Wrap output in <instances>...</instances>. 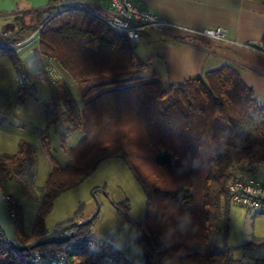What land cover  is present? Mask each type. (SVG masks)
<instances>
[{
    "label": "trees",
    "instance_id": "1",
    "mask_svg": "<svg viewBox=\"0 0 264 264\" xmlns=\"http://www.w3.org/2000/svg\"><path fill=\"white\" fill-rule=\"evenodd\" d=\"M88 8L72 4L39 11L33 26L21 25L11 35L0 37V57H7L15 67L22 98L30 85L23 83L19 70L23 60L11 46L20 44L26 34L36 35L40 59L55 62L82 92L80 104L72 100L63 107L54 100L43 104L51 122L72 121L82 136L74 147H62L67 164L52 166L27 230L22 206L2 184L18 180L25 194L37 200L32 183L24 178L34 155L22 143L15 154L0 156V191L4 197L10 196L18 244L27 245L45 235V221L55 200L83 182L101 162L118 158L133 173L147 199L145 216L139 222L128 217V201L113 204L137 233L145 258L142 264H264V259L243 263L234 258L242 248L264 247V238L254 237L234 247L228 244L226 229L222 246L214 240L219 219L229 222V187L236 176L242 170L250 176L252 166L264 164V146L253 142L246 128L252 113H264L254 90L228 66L180 84L152 74L137 76L149 67V61L136 59L134 63L131 42ZM261 42L264 46V36ZM46 80L41 82L52 86ZM49 106L54 107L52 114ZM69 133L64 130L62 145ZM41 143L49 155L45 133H41ZM82 212L83 206H79L70 220L55 228L87 221ZM258 213L264 214V201ZM97 216L89 225L69 230L66 242L32 251L14 250L0 232V264H34L35 255L40 259L37 264L60 259L63 264H102L109 253L122 264H132L114 245L91 235Z\"/></svg>",
    "mask_w": 264,
    "mask_h": 264
},
{
    "label": "rangeland",
    "instance_id": "2",
    "mask_svg": "<svg viewBox=\"0 0 264 264\" xmlns=\"http://www.w3.org/2000/svg\"><path fill=\"white\" fill-rule=\"evenodd\" d=\"M62 1L0 0V12L16 11L20 14L17 18L10 17V22L16 24L14 25V32H16L21 25L33 26L37 12L60 4ZM10 22L0 23V37L12 34L7 28V33H1V28ZM24 36L25 38L19 45H24L25 48L18 54L23 60V65L19 68L23 83L30 85L25 98H22L18 93V77L15 67L7 57H0V152H13L2 154V156L14 154L19 150L22 140L34 155V161L24 178L32 183L37 200L31 199L25 194L18 180L12 179L2 184L11 198L22 206L24 227L27 230L42 197V187L46 181L49 167L56 164L61 165L65 155L62 147L66 149L74 147L82 136L76 124L72 121L62 125L51 122V118L48 119L45 116L43 104L49 100H54L55 104L60 103L62 107L64 102L71 103V100L75 104H80L82 92L80 86L64 73L55 62L40 60V71L29 70L24 62V55L37 48V38L36 35L27 36L26 34ZM151 37L146 38L143 45L132 44L133 52L140 55V52H155L158 50L159 46H156V40ZM38 72H41L43 78H46V81H49L52 86L46 82H41ZM149 74H151V69L146 68L139 72L137 76H147ZM258 98L263 100L259 96ZM261 100L260 102L264 106V101ZM53 109V106H49L48 112L52 114ZM260 116V119L250 117L246 122V128L252 133V141L264 146L262 143L264 138V125L262 124L264 113ZM47 123L49 124L48 127H46ZM255 128L257 130L253 132ZM66 129L70 133L66 138L65 145H62L61 137ZM41 133H45L47 138L49 155L42 148ZM254 172L256 173L254 178L264 181L263 166L256 164ZM257 173L259 174L257 175ZM123 201H128V217L131 220L139 222L144 218L147 199L135 176L122 159H107L101 162L95 172L83 182L64 192L55 200L54 208L47 217L45 224L48 232H50L57 225L70 220L79 206H83L82 217L85 219L94 217L99 209L97 219L92 227L93 233L100 240L118 248L124 259L132 264H142L145 258L139 249L134 227L126 218L119 216L113 207V204ZM258 211L259 209L249 214L244 208L231 203L228 224L223 217L217 223L214 234L216 245L222 246L226 229L228 244L234 247L243 246L254 237L264 238V214H260ZM94 234L91 235L95 236ZM234 258L243 263L254 259H264V247L242 248L235 252Z\"/></svg>",
    "mask_w": 264,
    "mask_h": 264
},
{
    "label": "crops",
    "instance_id": "3",
    "mask_svg": "<svg viewBox=\"0 0 264 264\" xmlns=\"http://www.w3.org/2000/svg\"><path fill=\"white\" fill-rule=\"evenodd\" d=\"M130 1L137 7L149 9L163 23L158 29L144 30L141 41L137 43L143 45V41L152 36L151 38L156 40V46H159L158 50L140 52V55L134 52V63L136 59L148 60L150 63L148 68L151 69L152 75L175 84L200 78L205 72L228 66L254 90L256 99L263 106L258 96L263 98L261 100L263 102L264 53L243 45L249 41H261L264 36V0ZM98 2L99 0H63L48 9L57 10L72 4L96 6ZM18 16L20 14L16 11H1L0 23L10 22V17ZM14 25L16 24L10 22L4 26L13 33ZM8 26H13V30ZM216 27L226 30L223 41L195 35L197 31ZM26 55L25 53L24 57ZM251 117L260 119L261 116L252 113ZM5 153L13 152H0V156ZM61 163L67 164L66 154ZM261 166L264 167V164ZM51 168L52 166L49 167L48 174ZM254 174L256 173L252 166L250 177L254 178Z\"/></svg>",
    "mask_w": 264,
    "mask_h": 264
},
{
    "label": "built area",
    "instance_id": "4",
    "mask_svg": "<svg viewBox=\"0 0 264 264\" xmlns=\"http://www.w3.org/2000/svg\"><path fill=\"white\" fill-rule=\"evenodd\" d=\"M88 11L117 34L126 37L131 44H137L141 41L144 30L158 29L163 24L149 9L137 7L130 0H99L98 5L89 6ZM195 35L214 41H223L226 37V30L221 27L205 28L195 32ZM18 45L11 46L17 53L25 48L24 45ZM243 46L264 53V46L261 41H249ZM34 49L38 51L37 48ZM229 190L231 202L242 206L249 214L260 209V202L264 201V183L250 177L246 170L238 173ZM6 199L9 200V197ZM10 215L12 216L11 211ZM88 244L92 245V242L89 241ZM39 262V257L35 255V264ZM102 262V264H122L118 259L109 256H103ZM47 264L63 263L60 259L59 261H49Z\"/></svg>",
    "mask_w": 264,
    "mask_h": 264
},
{
    "label": "water",
    "instance_id": "5",
    "mask_svg": "<svg viewBox=\"0 0 264 264\" xmlns=\"http://www.w3.org/2000/svg\"><path fill=\"white\" fill-rule=\"evenodd\" d=\"M7 27L2 28V33L5 34L7 32ZM9 29L13 30V26H10ZM36 54V55H35ZM37 56V60L36 57ZM39 58V59H38ZM40 53L36 49H32L25 57L24 62L26 63L29 70L32 71H40L41 65H40ZM38 77L40 80L43 79L42 73L38 72ZM99 213V209L96 212V217ZM94 217L88 219L87 221L83 223L78 222H72L68 223L64 226H61L60 228H55L54 230L47 232L42 237L36 239L34 242L29 243L27 245H19L16 239V231L14 228V225L12 223L10 210L8 207L7 202L5 201V198L3 194L0 191V232L1 234L7 239L10 246L17 251H32L35 248L42 247L45 245H51V244H58V243H64L68 240V231L72 228L80 227V226H87L89 225Z\"/></svg>",
    "mask_w": 264,
    "mask_h": 264
},
{
    "label": "bare ground",
    "instance_id": "6",
    "mask_svg": "<svg viewBox=\"0 0 264 264\" xmlns=\"http://www.w3.org/2000/svg\"><path fill=\"white\" fill-rule=\"evenodd\" d=\"M36 55V54H35ZM36 58V60H37V56L35 57ZM39 59V58H38ZM7 197H9V200H7L6 198ZM5 198V201L7 202V204H8V207H9V210H10V208H11V199H10V196H6V197H4ZM92 234H94V233H92ZM95 235V234H94ZM95 237L96 238H98L96 235H95ZM99 239V238H98ZM100 240V239H99ZM66 242V241H65ZM57 244V243H56ZM58 244H60V243H58ZM109 257H113V258H117L118 259V257L117 256H113V254H111V253H109ZM119 260V259H118ZM120 262V261H119ZM121 263V262H120ZM35 264V263H34Z\"/></svg>",
    "mask_w": 264,
    "mask_h": 264
},
{
    "label": "flooded vegetation",
    "instance_id": "7",
    "mask_svg": "<svg viewBox=\"0 0 264 264\" xmlns=\"http://www.w3.org/2000/svg\"><path fill=\"white\" fill-rule=\"evenodd\" d=\"M8 27H10V26H8Z\"/></svg>",
    "mask_w": 264,
    "mask_h": 264
}]
</instances>
